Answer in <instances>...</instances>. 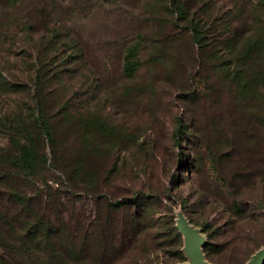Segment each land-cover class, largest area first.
Segmentation results:
<instances>
[{
	"label": "rangeland",
	"instance_id": "rangeland-1",
	"mask_svg": "<svg viewBox=\"0 0 264 264\" xmlns=\"http://www.w3.org/2000/svg\"><path fill=\"white\" fill-rule=\"evenodd\" d=\"M180 11L175 0H0V72L25 88L0 90V115L20 113L38 144L32 169L9 166L3 182L27 196L56 191L51 207L80 220L97 196L148 198L158 246L140 264H264V61L235 66L264 28V0H188ZM192 21L212 22L201 33L217 60L200 63ZM37 69L53 77L35 110ZM32 113L50 124L52 146L28 126ZM7 147L0 130V155ZM207 240L227 249L206 252Z\"/></svg>",
	"mask_w": 264,
	"mask_h": 264
},
{
	"label": "trees",
	"instance_id": "trees-1",
	"mask_svg": "<svg viewBox=\"0 0 264 264\" xmlns=\"http://www.w3.org/2000/svg\"><path fill=\"white\" fill-rule=\"evenodd\" d=\"M175 1L180 11L184 10L188 0ZM215 19L217 18L213 17L212 21ZM210 24L206 22L201 27L198 22L190 23L194 43L199 47L201 64L217 60L213 57L212 51V48L216 46L215 39L208 42L201 33L204 27L211 28ZM226 25L228 26L229 23H225ZM254 32V39L246 41L245 48L241 50L242 53L237 54L242 56L235 62L238 69L242 67L243 57L247 61V66L250 65L249 62H255L256 59L262 58L264 61V28L259 25ZM45 42L55 43L52 40ZM205 48L209 50H204ZM203 58H205L204 61ZM38 59L40 64L42 61ZM63 60L70 63L67 58ZM135 64L134 50L127 48L122 61L124 73L131 75ZM54 76L60 79L62 75L56 70ZM52 77L51 75L47 78L37 69L33 78L34 90L31 98L33 103L31 107L34 105L35 110L40 109L44 102L45 94L42 92L44 84ZM255 80L259 81L258 78ZM19 85L16 81L5 79L0 72L2 92L25 89ZM29 123L28 126L38 127L52 146L50 124L34 113L31 114ZM25 127L21 114L15 110L0 115V130L5 132L8 138V147L4 154L0 155V162L5 164L0 174V181H2L0 182V264H113L123 257L130 259L131 264H140L139 256L158 246L156 242L158 235L150 232L155 221L152 216L146 217L145 208L149 204L148 198L135 201L132 199L109 201L97 196L93 199L95 207L93 216L80 220L68 215L67 209L59 210V208L51 207L52 204H57V200H54L56 191L47 188L45 192L27 196L23 192H18L11 182H3L10 177L9 166L14 167L15 171L31 170L38 159L37 141L27 133ZM43 197L48 201H44ZM240 205L238 211L242 217H245L242 219L247 220L248 218L244 216L246 205L243 203ZM60 206L63 205L60 203ZM164 218H166L165 214L161 215L160 219ZM230 222L233 225L236 219H230ZM225 245L224 243L213 246L207 240L203 250L207 252L209 247H216L217 251L222 252L227 249Z\"/></svg>",
	"mask_w": 264,
	"mask_h": 264
},
{
	"label": "water",
	"instance_id": "water-1",
	"mask_svg": "<svg viewBox=\"0 0 264 264\" xmlns=\"http://www.w3.org/2000/svg\"><path fill=\"white\" fill-rule=\"evenodd\" d=\"M183 231H184V233H185V235H186L187 242L189 243V244H187V245H192V240H191V237H190V235H189V231H188V229L183 228ZM260 258H262V259L260 260V262H262V261L264 260V254H261V257H260ZM191 264H200V263L197 262L196 257H194V258H193V263H191ZM251 264H254V263H251Z\"/></svg>",
	"mask_w": 264,
	"mask_h": 264
}]
</instances>
